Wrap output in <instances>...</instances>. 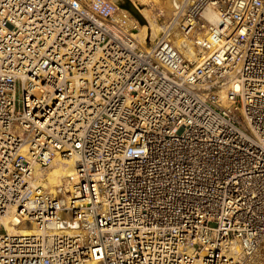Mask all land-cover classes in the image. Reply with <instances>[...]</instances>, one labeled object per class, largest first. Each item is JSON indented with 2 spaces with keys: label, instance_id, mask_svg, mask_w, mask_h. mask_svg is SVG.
I'll return each instance as SVG.
<instances>
[{
  "label": "built area",
  "instance_id": "2783aa9c",
  "mask_svg": "<svg viewBox=\"0 0 264 264\" xmlns=\"http://www.w3.org/2000/svg\"><path fill=\"white\" fill-rule=\"evenodd\" d=\"M115 11L0 0V264H251L264 0H182L147 48ZM55 159H74L70 190L34 181ZM9 214L38 234L8 233Z\"/></svg>",
  "mask_w": 264,
  "mask_h": 264
},
{
  "label": "bare ground",
  "instance_id": "6f19581e",
  "mask_svg": "<svg viewBox=\"0 0 264 264\" xmlns=\"http://www.w3.org/2000/svg\"><path fill=\"white\" fill-rule=\"evenodd\" d=\"M95 1V0H89ZM110 6L116 9L115 12L112 13L113 19H119L122 15L130 16L132 19L135 17L131 14V12L125 8V3L128 1L130 5L137 11V13L142 17L143 23L137 26L136 32L134 33V37L141 48H147V40L152 41L155 37L158 36L162 27L156 22L155 17L150 13L148 8H144L143 6L148 4L154 5H163L161 7L162 13L164 11V15L170 16L176 11L177 7L181 3L182 0H105ZM166 17V18H167ZM205 19L209 23H214L216 20V14L212 10H207L204 14ZM137 20V19H135ZM132 21V20H131ZM206 35V34H205ZM186 51L184 52L185 56L188 59H193L199 56L197 62L203 59L202 54L200 52L195 51L192 48L190 43H185ZM235 91H237L238 86L235 84ZM224 96V94H221ZM35 183L40 184L43 187L49 190H56L58 188H63L65 191L71 189V185L75 182L76 173L74 169V159L70 160H60L55 159L51 167L45 173L39 172L38 169L35 170L34 173ZM2 223L5 225L8 233H20L27 235H37L38 230L32 226H18L14 227L16 224L14 220V216L9 214L6 215ZM237 253V248L234 247V250L231 251V255H235ZM252 264V263H251ZM254 264V263H253ZM260 264V262H259ZM264 264V263H262Z\"/></svg>",
  "mask_w": 264,
  "mask_h": 264
},
{
  "label": "rangeland",
  "instance_id": "374dc122",
  "mask_svg": "<svg viewBox=\"0 0 264 264\" xmlns=\"http://www.w3.org/2000/svg\"><path fill=\"white\" fill-rule=\"evenodd\" d=\"M163 1H165V0H163ZM163 5H161V3L159 4V5H154V4H148V5H145V6H143L144 8H148L149 10H150V13H152V15L155 17V20H156V22L160 25V26H162V23H163V21L166 19V17H167V15H164L165 13H164V11H163V13H162V10H161V7H162ZM169 17V16H168ZM147 45H148V41H147ZM20 94L18 93L17 94V98H19L20 99ZM49 170V168L46 170V171H48ZM210 226H214L213 224H210ZM259 262H260V264H262V263H264V254H262L260 257H258V258H256V259H254L253 260V262H252V264L254 263V264H259Z\"/></svg>",
  "mask_w": 264,
  "mask_h": 264
},
{
  "label": "water",
  "instance_id": "95a60500",
  "mask_svg": "<svg viewBox=\"0 0 264 264\" xmlns=\"http://www.w3.org/2000/svg\"><path fill=\"white\" fill-rule=\"evenodd\" d=\"M125 8H127L131 12V14L135 17V19H137L136 21L139 24H142L144 22L142 17L137 13V11L130 5L128 1H126L125 3Z\"/></svg>",
  "mask_w": 264,
  "mask_h": 264
}]
</instances>
